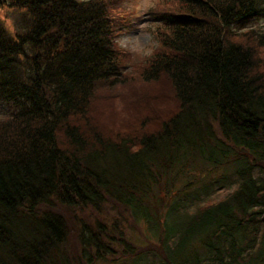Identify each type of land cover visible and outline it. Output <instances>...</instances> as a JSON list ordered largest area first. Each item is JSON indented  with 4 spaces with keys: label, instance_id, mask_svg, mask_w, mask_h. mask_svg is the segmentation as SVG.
Here are the masks:
<instances>
[{
    "label": "trees",
    "instance_id": "obj_1",
    "mask_svg": "<svg viewBox=\"0 0 264 264\" xmlns=\"http://www.w3.org/2000/svg\"><path fill=\"white\" fill-rule=\"evenodd\" d=\"M124 1L0 0V264H264V30L233 28L264 0L148 10L141 71L170 90L116 110Z\"/></svg>",
    "mask_w": 264,
    "mask_h": 264
},
{
    "label": "rangeland",
    "instance_id": "obj_2",
    "mask_svg": "<svg viewBox=\"0 0 264 264\" xmlns=\"http://www.w3.org/2000/svg\"><path fill=\"white\" fill-rule=\"evenodd\" d=\"M163 1L164 0H125L122 3L121 8L125 9L126 11H129L133 15L131 19L132 24L124 32L120 33V35L117 37L118 46H120V48H122V50L126 52V54L124 53L125 56L121 57V65L126 68L125 70L130 73V76L124 80L125 82L123 81L124 83L119 85L114 90V93L117 96L113 95V93L110 92H103L104 97H106L107 99L110 100V98L113 97V99H111V102L116 110L118 107V103L122 106L127 101L129 102L133 100L132 95H134L137 91L140 90H152L155 94L159 90V88H161V90L164 91L163 96H166L169 93L170 88L167 83L163 82L158 85V80L153 81L151 79H146L143 75V72L141 71L142 67H140L145 63V59L148 58L157 48H159L158 40L154 30L159 22L157 20H155L154 22L153 19H150V16L147 14V11L156 9H166L167 0L164 2ZM14 15V9H11L6 5H1L0 18L5 23V26H7V28L11 31L14 30ZM241 23L235 24L233 26V28L236 29L235 31L240 30L238 32H243L249 28L258 29V31L260 32L264 30V16L251 17ZM261 46L264 53V44ZM158 92L160 94V91ZM127 107L129 108V105H127ZM138 107H136V109ZM4 109L5 107L3 103L0 102V117L5 116ZM226 191L227 190L224 189L211 190V197L218 198ZM106 207H109V204H107ZM112 212H116V210H113ZM67 216L68 215H66L65 218H67ZM120 217L125 220L124 223L126 224V227L129 228L127 231L128 233L130 231L135 235H140V228H137V226L132 223L126 211H123ZM67 219L69 220V216ZM70 222L72 223V220H69V223ZM118 246V244L114 245L115 248H117ZM64 248L65 253L68 256L78 254V241L75 233L72 230L67 236V242H65ZM112 253L114 255L108 253V255H105L106 257L104 259L96 260L92 264H144L143 261L136 260L133 258H121L117 261V263H112V260L110 259L114 258L117 260V258L119 257V252L116 251L115 253Z\"/></svg>",
    "mask_w": 264,
    "mask_h": 264
}]
</instances>
